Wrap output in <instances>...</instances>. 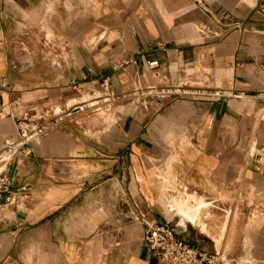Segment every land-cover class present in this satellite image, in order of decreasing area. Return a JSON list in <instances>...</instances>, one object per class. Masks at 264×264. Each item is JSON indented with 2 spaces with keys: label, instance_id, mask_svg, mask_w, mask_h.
I'll list each match as a JSON object with an SVG mask.
<instances>
[{
  "label": "crops",
  "instance_id": "obj_1",
  "mask_svg": "<svg viewBox=\"0 0 264 264\" xmlns=\"http://www.w3.org/2000/svg\"><path fill=\"white\" fill-rule=\"evenodd\" d=\"M258 1L0 0V142L21 118L47 126L6 167L0 264H156L155 223L221 264H264ZM180 86L242 94L157 93ZM235 186L252 200L231 224L214 193Z\"/></svg>",
  "mask_w": 264,
  "mask_h": 264
},
{
  "label": "built area",
  "instance_id": "obj_2",
  "mask_svg": "<svg viewBox=\"0 0 264 264\" xmlns=\"http://www.w3.org/2000/svg\"><path fill=\"white\" fill-rule=\"evenodd\" d=\"M258 8L264 15V0L258 1ZM157 61H147L148 67L156 66ZM264 68V66H263ZM158 94L170 95H191V96H216L234 97L240 96V92H225L220 89H201V88H161ZM262 100L264 107V93L257 94ZM18 136L14 140L5 139L0 142V198L4 202H9L12 198L11 185L12 179L6 171V167L11 162L14 155L28 156L30 147L37 143L45 133L46 124H35L31 119L24 117L16 121ZM22 197L26 196V188L20 187ZM143 241L154 252L156 264H221L222 258L218 252H208L205 249L190 245L177 238L172 228L166 224H151L147 226L143 234Z\"/></svg>",
  "mask_w": 264,
  "mask_h": 264
},
{
  "label": "rangeland",
  "instance_id": "obj_3",
  "mask_svg": "<svg viewBox=\"0 0 264 264\" xmlns=\"http://www.w3.org/2000/svg\"><path fill=\"white\" fill-rule=\"evenodd\" d=\"M171 179L172 181L174 180V178H171ZM174 182L176 183V181ZM182 185L183 184L180 185V188L178 186L177 187L181 189ZM184 188H185V192H188L186 190L188 187L184 185ZM251 200L252 199L250 198V195L247 192H245L244 189L242 188H239L236 186L231 187L230 192H223L221 189L219 190L215 188L214 205L222 206L224 201L230 202L228 212L230 214L231 224H234V222H237L238 219L240 218H244L247 211L250 212L249 210H246V205L248 206ZM221 211L222 209H219L217 207L215 209L209 208V209L202 210V212H206V214H209L211 216L212 214H214V212L216 213V212H221ZM174 219H178V218L174 216Z\"/></svg>",
  "mask_w": 264,
  "mask_h": 264
},
{
  "label": "bare ground",
  "instance_id": "obj_4",
  "mask_svg": "<svg viewBox=\"0 0 264 264\" xmlns=\"http://www.w3.org/2000/svg\"><path fill=\"white\" fill-rule=\"evenodd\" d=\"M173 203H175V202H173ZM181 207H182V206H181ZM181 207H180V208H181ZM184 208H185V207H184ZM185 210H186V209H185ZM186 211H187V210H186ZM184 213H185V211H184ZM186 213H187V212H186ZM188 213H189V212H188ZM185 215H186V214H184V216H185ZM187 216H188V215H187ZM187 216H186V217H187ZM187 218H188V217H187ZM190 218H191V217H190Z\"/></svg>",
  "mask_w": 264,
  "mask_h": 264
}]
</instances>
